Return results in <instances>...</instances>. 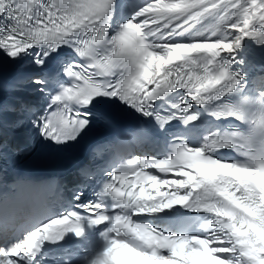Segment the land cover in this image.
I'll use <instances>...</instances> for the list:
<instances>
[{
	"label": "snow or ice",
	"instance_id": "obj_1",
	"mask_svg": "<svg viewBox=\"0 0 264 264\" xmlns=\"http://www.w3.org/2000/svg\"><path fill=\"white\" fill-rule=\"evenodd\" d=\"M0 59L45 98L0 104V130L13 115L63 146L117 107L148 126L95 199L0 215V264H75L73 247L79 264H264V0H0Z\"/></svg>",
	"mask_w": 264,
	"mask_h": 264
},
{
	"label": "bare ground",
	"instance_id": "obj_2",
	"mask_svg": "<svg viewBox=\"0 0 264 264\" xmlns=\"http://www.w3.org/2000/svg\"><path fill=\"white\" fill-rule=\"evenodd\" d=\"M23 74H20V76H22ZM22 83H18V84H16L14 87H15V89H17V90H25V89H29V88H22V87H20L19 85H21Z\"/></svg>",
	"mask_w": 264,
	"mask_h": 264
}]
</instances>
